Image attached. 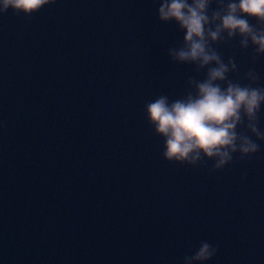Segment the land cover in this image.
Here are the masks:
<instances>
[{
    "label": "water",
    "instance_id": "1",
    "mask_svg": "<svg viewBox=\"0 0 264 264\" xmlns=\"http://www.w3.org/2000/svg\"><path fill=\"white\" fill-rule=\"evenodd\" d=\"M155 0H104L89 63L68 186L58 264H182L203 240L208 264H264V144L251 160L209 174L169 164L145 104L184 93L194 75L169 47L183 39L159 22ZM239 78L250 63L238 46ZM199 78H202L199 77ZM264 126V115L261 117ZM246 174V178L244 177Z\"/></svg>",
    "mask_w": 264,
    "mask_h": 264
},
{
    "label": "clouds",
    "instance_id": "2",
    "mask_svg": "<svg viewBox=\"0 0 264 264\" xmlns=\"http://www.w3.org/2000/svg\"><path fill=\"white\" fill-rule=\"evenodd\" d=\"M57 0H0V16L31 17ZM163 24L174 23L182 41L167 55L175 65L195 73L184 93L171 99L161 94L145 104V118L163 141L169 164L207 167L215 174L256 157L264 144V85L254 67L239 78L236 57L225 59L220 48L238 46L252 65L264 57V0H155ZM202 78H199L201 77ZM246 178V174L244 177ZM219 247L207 240L182 259V264H208Z\"/></svg>",
    "mask_w": 264,
    "mask_h": 264
}]
</instances>
